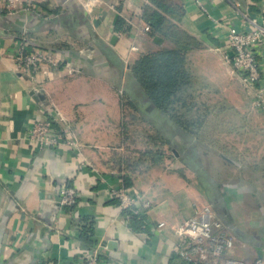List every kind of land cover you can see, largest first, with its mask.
<instances>
[{
	"label": "crops",
	"instance_id": "crops-1",
	"mask_svg": "<svg viewBox=\"0 0 264 264\" xmlns=\"http://www.w3.org/2000/svg\"><path fill=\"white\" fill-rule=\"evenodd\" d=\"M171 1L182 7L181 26L202 44L185 57L187 113L196 107L197 79L224 87L232 115L229 125L215 126L217 139L204 115L190 131L163 116L131 74L140 55L173 47L149 33L142 18L148 0H14L10 8L0 0V264H83L97 243L106 246L103 264H169L175 230L204 209L234 237L230 255L264 261V110L224 53V22H241L233 2L256 15L264 0ZM20 43L56 53L58 63L28 75L14 59ZM45 115L73 144L39 149L25 140ZM135 116L157 120L150 143L146 128L130 124ZM151 148L164 150L159 160ZM211 155L216 175L204 159ZM169 156L175 161L165 164ZM65 182L78 192L71 211L59 200ZM125 183L151 202L147 232L135 231L111 197ZM84 218L93 222L91 244L79 239ZM157 221L166 225L162 234L149 227Z\"/></svg>",
	"mask_w": 264,
	"mask_h": 264
},
{
	"label": "built area",
	"instance_id": "built-area-1",
	"mask_svg": "<svg viewBox=\"0 0 264 264\" xmlns=\"http://www.w3.org/2000/svg\"><path fill=\"white\" fill-rule=\"evenodd\" d=\"M14 0H4L5 7L10 8ZM200 7L201 0H196ZM234 21L224 22L226 27L225 58L233 72L243 84L254 91L255 105L264 110V11L252 14L243 9L239 1L233 2ZM30 8V7H29ZM26 10H29L26 7ZM17 66L28 75L39 71L44 64L55 66L58 63L56 53L40 48L28 46L25 43L17 45L14 52ZM25 140L36 145L39 149L58 148L60 143L73 144L70 139L63 142L54 127V118L45 115L34 121L27 129ZM111 197L118 200L123 211L145 218L147 223L151 202L132 186L113 188ZM61 206L73 209L77 202L78 192L71 183L65 182L59 188ZM153 232L162 234L166 225L163 221L149 226ZM176 241L173 253L191 264H264L262 258L253 262L230 255L234 246V237L225 232L222 224L216 218H210L207 209L199 217L184 220L175 230ZM106 246L97 243L82 256L83 264H103V253Z\"/></svg>",
	"mask_w": 264,
	"mask_h": 264
},
{
	"label": "trees",
	"instance_id": "trees-1",
	"mask_svg": "<svg viewBox=\"0 0 264 264\" xmlns=\"http://www.w3.org/2000/svg\"><path fill=\"white\" fill-rule=\"evenodd\" d=\"M182 14V7L171 0H148L143 7L142 18L149 25V33L169 40L173 47L160 48L140 55L130 66V71L153 106L183 130L190 131L189 129L194 127L197 121L190 122L187 117L188 110L184 109V113H181L183 111L180 112L178 108L188 106L185 91L191 82V77L185 67L186 51L201 46V43L181 26ZM120 22L121 20L118 19V23ZM156 134V141L164 143V138ZM149 151L157 160L164 154V150L151 148ZM124 185L129 186V183ZM66 209L69 211V208ZM125 212L135 231H148L144 217L129 210ZM84 219L79 227V239L91 244L94 233L93 222ZM172 260L173 262L169 264H190L175 254Z\"/></svg>",
	"mask_w": 264,
	"mask_h": 264
},
{
	"label": "rangeland",
	"instance_id": "rangeland-1",
	"mask_svg": "<svg viewBox=\"0 0 264 264\" xmlns=\"http://www.w3.org/2000/svg\"><path fill=\"white\" fill-rule=\"evenodd\" d=\"M173 44L168 40L167 42H165V46H172ZM202 46V44H201ZM199 46V47H201ZM187 52L185 54V57H187ZM218 87H216L215 85H211L208 84L207 81L205 79H203L202 77L197 79L196 82H194V85L192 86V89L197 92V100H196V107L195 110L193 108L192 110V114H188L187 117L190 119L189 121L193 122L196 121L195 119H200L203 115L205 116V123L204 125H206V132H213V134L211 133V137H215V139L218 138V134H217V126L220 125H229L227 123L231 122L229 121V118H231L232 112H230L231 108H229V103L228 101L225 99L224 97V87L220 89H217ZM240 88V87H239ZM241 90V89H240ZM200 101L203 102H210L212 103L211 106H207L205 105V107L202 106V104H200ZM187 103L189 104V106H191V102H189L187 100ZM195 103V102H194ZM186 107H182V108H178L179 111H183L181 113H184V109L187 108ZM186 110H189L188 108ZM136 117V116H135ZM133 120V121H132ZM202 120V119H201ZM132 125H134L136 128L137 127H141V128H146L145 130L147 131V142L150 143V139L148 138V133L152 132L151 128L153 125H158L157 120H154L149 118V117H144V119H138L137 117L132 119L131 118V123ZM196 124V123H194ZM193 125V124H192ZM132 126V127H134ZM216 126V127H215ZM212 127L215 129L212 130ZM145 131V132H146ZM216 131V132H215ZM157 135V134H156ZM223 133L220 135V138H223V140H227V138L223 137ZM161 143V146H163ZM164 149V148H163ZM168 151V150H166ZM169 155L170 152L168 151ZM168 156V155H167ZM172 156V155H171ZM215 155H211L208 156L207 158H204L205 160H209L207 163V166L211 172V174L216 175V173L218 172V170H220V167L218 165L217 162L212 161L213 157ZM174 158L170 157L167 159V161H165V164H169L171 162H174Z\"/></svg>",
	"mask_w": 264,
	"mask_h": 264
},
{
	"label": "water",
	"instance_id": "water-1",
	"mask_svg": "<svg viewBox=\"0 0 264 264\" xmlns=\"http://www.w3.org/2000/svg\"><path fill=\"white\" fill-rule=\"evenodd\" d=\"M160 40H161L160 37H158V36L154 37V41H155V42H158V43H159ZM31 94H32L33 97H34L35 99H37V100H43V99H44V97H43V95L41 94V92L38 91L37 89H33V90H31Z\"/></svg>",
	"mask_w": 264,
	"mask_h": 264
}]
</instances>
